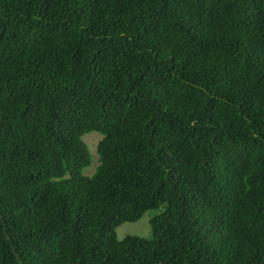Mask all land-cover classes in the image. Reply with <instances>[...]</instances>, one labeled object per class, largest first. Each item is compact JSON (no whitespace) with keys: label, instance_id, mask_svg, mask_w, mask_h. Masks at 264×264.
<instances>
[{"label":"trees","instance_id":"1","mask_svg":"<svg viewBox=\"0 0 264 264\" xmlns=\"http://www.w3.org/2000/svg\"><path fill=\"white\" fill-rule=\"evenodd\" d=\"M0 264H264V0H0Z\"/></svg>","mask_w":264,"mask_h":264},{"label":"rangeland","instance_id":"2","mask_svg":"<svg viewBox=\"0 0 264 264\" xmlns=\"http://www.w3.org/2000/svg\"><path fill=\"white\" fill-rule=\"evenodd\" d=\"M101 135L96 132H90L83 135V139L89 146L91 152V164L83 169V174L92 173L97 164L96 144ZM146 213L136 221H123L115 227L117 237L121 238L126 234H136L140 236H151L152 229L149 223V218Z\"/></svg>","mask_w":264,"mask_h":264},{"label":"clouds","instance_id":"3","mask_svg":"<svg viewBox=\"0 0 264 264\" xmlns=\"http://www.w3.org/2000/svg\"><path fill=\"white\" fill-rule=\"evenodd\" d=\"M213 64H208L206 62V57H204L203 59H201L197 64H196V68L198 67V71L200 72V74H205V71L209 70L210 66H212ZM207 83V82H206ZM197 86V83H193V90L194 87ZM191 90V92L193 91ZM205 90L204 86H199L198 85V89L192 94V96H197V107L194 109L193 107L189 108L186 112V116L188 118V120L190 122H195V119L199 118L201 115H203V111L210 109L209 111H212L214 109H216L217 103L213 100H208L204 97H200L199 94H201L203 91ZM194 109V110H193ZM194 111V112H193ZM193 112V113H192ZM208 112V111H207ZM92 132H96V131H92ZM90 133V132H88ZM98 133V132H96ZM87 134V133H85ZM84 134V135H85ZM100 134V133H99ZM101 135V134H100ZM83 137V136H82ZM102 137V135H101ZM100 137V139H101ZM99 139V140H100ZM98 140V141H99ZM98 143V142H97ZM97 147V144H96ZM95 153H97V150H95Z\"/></svg>","mask_w":264,"mask_h":264},{"label":"bare ground","instance_id":"4","mask_svg":"<svg viewBox=\"0 0 264 264\" xmlns=\"http://www.w3.org/2000/svg\"><path fill=\"white\" fill-rule=\"evenodd\" d=\"M90 149V148H89ZM97 163H98V154H97ZM97 165V164H96ZM89 166V165H88ZM86 174H88V173H86ZM91 174V173H90ZM89 175V174H88Z\"/></svg>","mask_w":264,"mask_h":264}]
</instances>
